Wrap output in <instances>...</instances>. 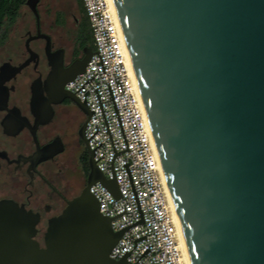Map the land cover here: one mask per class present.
<instances>
[{
  "label": "water",
  "instance_id": "obj_1",
  "mask_svg": "<svg viewBox=\"0 0 264 264\" xmlns=\"http://www.w3.org/2000/svg\"><path fill=\"white\" fill-rule=\"evenodd\" d=\"M38 2L28 3L37 17ZM113 2L191 263L264 264V0ZM93 54L86 48L63 78L61 59L51 61L47 96L33 87L36 127L67 100L89 116L66 85ZM59 152L55 142L38 153ZM89 169L86 188L49 220L44 246L40 216L0 202V264H126L110 257L123 233L90 192L101 182L119 198L118 185L92 153Z\"/></svg>",
  "mask_w": 264,
  "mask_h": 264
},
{
  "label": "built area",
  "instance_id": "obj_2",
  "mask_svg": "<svg viewBox=\"0 0 264 264\" xmlns=\"http://www.w3.org/2000/svg\"><path fill=\"white\" fill-rule=\"evenodd\" d=\"M82 2L95 49L66 90L87 106V148L119 188V198L101 182L90 188L113 230L123 233L110 257L126 264H188L118 15L110 0Z\"/></svg>",
  "mask_w": 264,
  "mask_h": 264
},
{
  "label": "flooded vegetation",
  "instance_id": "obj_3",
  "mask_svg": "<svg viewBox=\"0 0 264 264\" xmlns=\"http://www.w3.org/2000/svg\"><path fill=\"white\" fill-rule=\"evenodd\" d=\"M29 1L26 0L25 6L34 19L26 31L22 5L16 11L14 23L9 27L5 24L0 31V202L11 201L39 215L36 239L44 246L46 231L43 232L42 225L48 226L49 220L59 216L72 200L68 185L53 176V165L65 153L64 140L70 134L77 136L76 145L82 149L78 163L84 189L87 186L89 172L85 162L89 165L90 152L80 133L88 115L67 100L54 106L50 124L36 127L31 106L33 87L38 83L47 96L45 83L52 71L51 61L58 63L61 59L60 78H63L78 68L85 50L79 43L81 15L79 11L78 15L73 13L72 0H57L51 6L39 0L38 17ZM40 34L45 36L39 37ZM71 104L77 107V114L70 116L57 111L58 107ZM85 131L86 128L84 137ZM55 142L60 144V152L42 160L38 152Z\"/></svg>",
  "mask_w": 264,
  "mask_h": 264
},
{
  "label": "rangeland",
  "instance_id": "obj_4",
  "mask_svg": "<svg viewBox=\"0 0 264 264\" xmlns=\"http://www.w3.org/2000/svg\"><path fill=\"white\" fill-rule=\"evenodd\" d=\"M43 1L45 5L49 4L51 6L53 4L55 5L57 4V0H43ZM71 4H73L72 6L73 13L78 15L77 1L75 2V0H72ZM23 13L25 15L24 31H26V28L33 22L34 15L27 6L24 7ZM88 21L90 23L89 18ZM93 45L95 49L94 38H93ZM57 111L59 112V114H61L62 112L64 114L67 113L70 116H73L78 113L77 107L74 104L64 107L63 106L58 107ZM76 139L77 136L72 137V134H70V136L64 140L65 145L67 147L66 151L63 155L57 158L56 162L53 165V176L56 179H60L62 182H65V184L68 185V187L70 188L71 190L69 193L70 199L79 196L84 189L82 168L80 163H78V157L82 149L76 145ZM60 169L62 172L60 171ZM41 229L43 230V232H45L47 229V223H44Z\"/></svg>",
  "mask_w": 264,
  "mask_h": 264
},
{
  "label": "trees",
  "instance_id": "obj_5",
  "mask_svg": "<svg viewBox=\"0 0 264 264\" xmlns=\"http://www.w3.org/2000/svg\"><path fill=\"white\" fill-rule=\"evenodd\" d=\"M78 4V11L81 15V22L78 30L79 43L81 49L91 48L94 50L93 45V34L91 30V25L88 21V16L86 14L82 0H76ZM26 0H0V31L2 27L7 24L9 27L14 23L16 18V11L20 6H25ZM87 172L90 171L89 165L85 162Z\"/></svg>",
  "mask_w": 264,
  "mask_h": 264
},
{
  "label": "bare ground",
  "instance_id": "obj_6",
  "mask_svg": "<svg viewBox=\"0 0 264 264\" xmlns=\"http://www.w3.org/2000/svg\"><path fill=\"white\" fill-rule=\"evenodd\" d=\"M110 1H111L112 5H113V8H114L115 12H116L115 5H114L113 0H110ZM116 13H117V12H116ZM128 61H129L130 67H131V69H132V71H133V74H134V76H135V72H134V69H133V66H132V62H131L130 56H129ZM135 78H136V76H135ZM136 82H137V79H136ZM137 86H138V83H137ZM138 89H139V86H138ZM139 93H140V90H139ZM140 95H141V94H140ZM141 98H142V97H141ZM147 124H148V126H149V128H150V125H149L148 119H147ZM150 129H151V128H150ZM163 175H164V172H163ZM164 178H165V175H164ZM165 182H166V178H165ZM166 185H167V182H166ZM167 188H168V185H167ZM168 190H169V188H168ZM169 194H170L171 203H172V205H173L174 212H175L176 217H177V219H178V216H177V213H176V209H175V206H174L173 199H172V196H171L170 191H169ZM178 222H179V219H178ZM179 228H180L179 230H180V242H181V248H182V250H183V252H184V255H185V258H186L187 263H188V264H192V263H191L190 256H189V253H188V249H187V246H186V243H185V239H184V236H183V233H182V229H181L180 223H179Z\"/></svg>",
  "mask_w": 264,
  "mask_h": 264
}]
</instances>
